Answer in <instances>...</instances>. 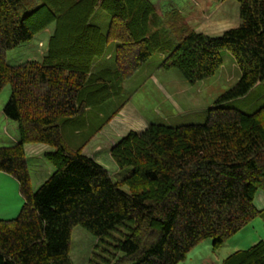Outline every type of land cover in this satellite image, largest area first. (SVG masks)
I'll list each match as a JSON object with an SVG mask.
<instances>
[{
    "label": "trees",
    "instance_id": "obj_1",
    "mask_svg": "<svg viewBox=\"0 0 264 264\" xmlns=\"http://www.w3.org/2000/svg\"><path fill=\"white\" fill-rule=\"evenodd\" d=\"M236 1L238 24L210 35L175 26L180 10L157 13L150 0H0V88L9 84L2 112L18 129L16 142L0 145V171L15 178L22 198L16 215L0 218V264H73L76 224L100 240L116 225L127 228L110 264H175L202 238L215 249L259 213L252 196L264 192V97L250 94L261 101L248 111L230 101L264 78V0ZM95 7L107 13L104 29L90 20ZM51 21L40 60H4L6 49ZM110 41L112 65L93 69ZM223 48L239 75L201 122L127 131L109 148L119 167H131L119 180L81 151L87 140L77 141V130L101 125L89 124L88 109L98 120L108 106L120 108L128 98L122 81L150 55L161 53L159 66L192 82L214 73ZM30 141L52 147L44 155L54 166L35 189L22 145ZM221 264H264V241L230 251Z\"/></svg>",
    "mask_w": 264,
    "mask_h": 264
},
{
    "label": "rangeland",
    "instance_id": "obj_2",
    "mask_svg": "<svg viewBox=\"0 0 264 264\" xmlns=\"http://www.w3.org/2000/svg\"><path fill=\"white\" fill-rule=\"evenodd\" d=\"M150 1L154 4L157 13L162 12L170 5L178 8L182 13V18L181 21L175 23V26L183 24L186 28H192L195 31L210 35L219 34L222 30L236 26L239 22L236 0ZM36 19L35 17L32 21L33 24L40 21V17ZM90 20L104 29L107 22V13L100 7H95ZM163 26H166V24L163 23ZM53 27L54 22L51 21L39 29L30 39L6 49L4 60L9 64H15L26 59L40 60L45 53L47 37L52 32ZM164 33L169 36L173 33V30L170 28ZM113 43V41L108 43L105 55L94 60L93 69L99 66L112 65ZM221 51L222 66L220 64L213 74L192 82L184 79L174 66L166 68L159 66L160 59L158 57L161 56V53L156 52L150 55L131 75L122 81V88L128 95L127 100L123 103L124 105L122 104L117 110L116 105L114 107L113 104L108 106L103 116H99L98 113V120L93 114L94 110L92 108L88 109L87 120L89 124L96 121L98 122L96 124L101 125L91 134L87 128L77 130V141H81L83 137H86L87 140L80 146L81 151L104 165L112 179L119 180L126 172H129L131 167L129 165L119 167L112 158L109 148L127 131L139 132L146 126L140 129L141 124L147 122L168 125L201 122L215 97L235 80L233 76L228 80L227 75L232 73L233 69L238 71L229 50L223 48ZM262 85H264V78ZM8 94L9 84L4 83L0 88V109ZM256 102V99L247 96L241 100H236L233 104L242 106L243 110L248 111L258 104ZM121 107L124 109L123 112H120ZM131 114L138 116L139 120L132 119ZM116 115L124 116L126 120L120 121L119 116ZM10 121L14 125L15 122L11 119ZM63 130L66 137L70 129L65 126ZM30 143L34 142L30 141ZM25 157L28 175L30 176V187L35 189L49 173L40 179L37 174L41 163L36 160L34 155L26 154ZM39 157L53 170L54 166L44 154ZM121 187L128 190L125 184H122ZM16 213L17 211L12 216ZM126 231L127 228L124 225H116L115 229L109 231L110 235H104L103 239L100 240L84 227L76 224L71 229L68 256L73 264H110L120 254L112 244ZM227 239L214 249L211 247L209 237L202 238L186 252L183 260L175 264H221V259L227 253L236 249L230 246L229 240L226 242ZM249 244L239 245L238 248H245Z\"/></svg>",
    "mask_w": 264,
    "mask_h": 264
},
{
    "label": "crops",
    "instance_id": "obj_3",
    "mask_svg": "<svg viewBox=\"0 0 264 264\" xmlns=\"http://www.w3.org/2000/svg\"><path fill=\"white\" fill-rule=\"evenodd\" d=\"M221 53L222 51L220 50V54ZM158 58L160 59L161 56H159ZM220 66H222V62ZM238 75H239V70L235 71V69H233L232 73L227 75L228 77L227 79L229 80L230 77L233 76L234 79L236 80L238 78ZM235 80L227 87L232 85L235 82ZM253 92L254 95H261L262 97H264V85H262V81L255 84L247 94L231 100L230 103L233 104L236 100H241L243 98H246L247 96H250V94H252ZM256 101L259 102L261 100L256 99ZM122 107L120 112H123L124 110L122 109ZM118 118L120 121H123L125 119L124 116H119ZM131 118L139 120V117L134 114H131ZM148 123L149 122L141 124L140 129L141 127H144ZM17 140H18V129L16 122L13 125V123H11L10 121V118L6 117L3 114L1 108L0 109V144L1 145L11 144L13 142H16ZM23 146H24L25 156L26 154L34 155L36 160L41 163V167L38 168L39 173L37 174L38 175L37 177H40L41 179L45 177V174L47 173L50 174L52 171L51 167H49V165H47L45 161H42L41 157L39 156L43 155L44 151L50 150L51 147L48 144L42 142H34V143L24 142ZM26 166H27V162H26ZM127 173L128 172H126L123 176H125ZM21 202H22V198L18 191L17 182L15 178L6 172L0 171V218L12 217V215L16 211H18L17 209H19ZM252 203L259 210V213L256 216H254L247 224L242 226L240 229H238L236 232H234L232 235L228 237L226 242L229 240L231 247L238 248L240 247L239 245H246L247 243L252 244L253 242L259 239H262L264 241V192L261 189H256L254 191L252 196Z\"/></svg>",
    "mask_w": 264,
    "mask_h": 264
}]
</instances>
